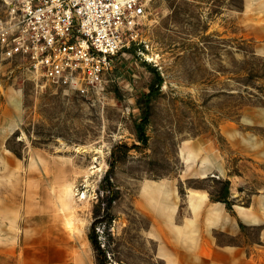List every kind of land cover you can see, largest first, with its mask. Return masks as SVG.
<instances>
[{"label": "rangeland", "instance_id": "rangeland-1", "mask_svg": "<svg viewBox=\"0 0 264 264\" xmlns=\"http://www.w3.org/2000/svg\"><path fill=\"white\" fill-rule=\"evenodd\" d=\"M246 1L150 0L90 97L0 56V264H264V224L209 229L186 203L264 198V9ZM165 181L171 218L143 191Z\"/></svg>", "mask_w": 264, "mask_h": 264}, {"label": "built area", "instance_id": "built-area-1", "mask_svg": "<svg viewBox=\"0 0 264 264\" xmlns=\"http://www.w3.org/2000/svg\"><path fill=\"white\" fill-rule=\"evenodd\" d=\"M150 0H1L0 56L84 97L137 45Z\"/></svg>", "mask_w": 264, "mask_h": 264}, {"label": "crops", "instance_id": "crops-1", "mask_svg": "<svg viewBox=\"0 0 264 264\" xmlns=\"http://www.w3.org/2000/svg\"><path fill=\"white\" fill-rule=\"evenodd\" d=\"M262 1L264 0H253V4H248L249 2H252V0H248L244 3V7L246 10H249L251 8L264 9V3ZM260 125H264V123H260ZM209 158L206 157L204 161L202 162L201 167L198 169V174L200 173L199 175L200 177H204L205 175L210 174L209 171H211V166L214 165L213 164L214 159L211 156H209ZM220 167H221L220 169L222 170L220 171L218 169V173L221 175L222 171H225V168H223V166L221 165ZM154 184L163 185L164 192L162 195V201L164 199L163 204L165 205L164 208L167 212L166 215L169 218H171V214L173 210V207H172L173 205L169 201V195L171 194V191H172L171 185L166 181L157 182V183L154 182ZM143 191H144V188H143ZM146 196L150 202V206L154 207L156 205L155 200L152 201L148 194H146ZM186 203H187L188 209L190 210V213L193 215L192 217L195 218L201 215L203 222L209 229H213V228L223 229L225 227H228L229 230L231 229L232 232L236 234L240 231L239 224H242L243 226H260L264 224V198H260L257 201L256 205L250 206L248 208L233 206V213L235 215L233 216L234 219L227 212L223 204L219 202H212V203L209 202V198L204 192H200V193L188 192L186 195ZM167 220H170V219H167ZM191 223L192 221L188 222V224H186L185 227H181L180 229H177V232H178L177 237L179 238L180 236V239L187 244L193 243L195 241L194 235H193L194 231L189 228V227H192ZM175 233H176V228H175Z\"/></svg>", "mask_w": 264, "mask_h": 264}, {"label": "bare ground", "instance_id": "bare-ground-1", "mask_svg": "<svg viewBox=\"0 0 264 264\" xmlns=\"http://www.w3.org/2000/svg\"><path fill=\"white\" fill-rule=\"evenodd\" d=\"M162 187H163L162 184L159 185V184H154V183H146L145 187H144V191L146 192V194L149 195V197L152 201L155 200V202H156V204H158V206L161 204L162 195L164 192L163 191L164 187L163 188ZM163 201H164V199H163Z\"/></svg>", "mask_w": 264, "mask_h": 264}, {"label": "trees", "instance_id": "trees-1", "mask_svg": "<svg viewBox=\"0 0 264 264\" xmlns=\"http://www.w3.org/2000/svg\"><path fill=\"white\" fill-rule=\"evenodd\" d=\"M108 205L110 206V202L108 203ZM96 222L97 221L93 222V224H92V232H94ZM90 242H91L92 246L94 247V249L99 252V250H100L99 243L97 242V240L93 236L90 237Z\"/></svg>", "mask_w": 264, "mask_h": 264}]
</instances>
